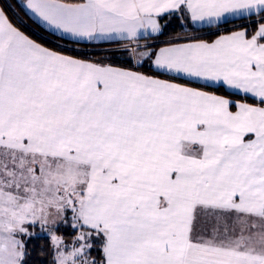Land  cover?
Listing matches in <instances>:
<instances>
[{"label": "snow or ice", "instance_id": "6c2138e0", "mask_svg": "<svg viewBox=\"0 0 264 264\" xmlns=\"http://www.w3.org/2000/svg\"><path fill=\"white\" fill-rule=\"evenodd\" d=\"M15 8L0 264H264V0Z\"/></svg>", "mask_w": 264, "mask_h": 264}, {"label": "crops", "instance_id": "0c3cea01", "mask_svg": "<svg viewBox=\"0 0 264 264\" xmlns=\"http://www.w3.org/2000/svg\"><path fill=\"white\" fill-rule=\"evenodd\" d=\"M10 3H13L15 12L19 14V16L23 17L25 20V24L27 25V27L25 29H30V30H34L33 26L31 25V23L27 20V17H24V13L22 11H20L18 8H15V3H18L19 0H9ZM9 15L12 16L13 12H9Z\"/></svg>", "mask_w": 264, "mask_h": 264}, {"label": "trees", "instance_id": "16d2710c", "mask_svg": "<svg viewBox=\"0 0 264 264\" xmlns=\"http://www.w3.org/2000/svg\"><path fill=\"white\" fill-rule=\"evenodd\" d=\"M26 31H28L30 34L33 32V30L30 29H25Z\"/></svg>", "mask_w": 264, "mask_h": 264}]
</instances>
